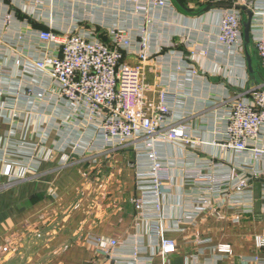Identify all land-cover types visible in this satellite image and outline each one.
<instances>
[{
    "label": "crops",
    "instance_id": "1",
    "mask_svg": "<svg viewBox=\"0 0 264 264\" xmlns=\"http://www.w3.org/2000/svg\"><path fill=\"white\" fill-rule=\"evenodd\" d=\"M207 6L170 0L166 9L140 16L119 0H0V72L6 73L0 79V264L107 263L86 242L100 237L119 241L113 258L121 264L135 256L136 264L264 260L256 244L264 236V160L220 146L231 106L264 81L261 62L253 38L242 51L217 41L224 7ZM251 8L257 36L264 33V0H254ZM112 29L125 30L133 42L125 55L131 65L141 63L139 42H146V97L157 103L160 92L168 93L169 122L194 141L154 143L170 180L159 208L145 207L149 219L136 207L139 166L150 163L148 139L107 144L97 124L34 66L58 53L40 40L42 31L109 41ZM7 164L11 177L3 175ZM23 169L28 177L18 180ZM233 170L252 177V186L242 194L229 190L219 201L188 178ZM152 223L160 224L162 236L151 234ZM162 239L174 242L175 253L162 254ZM219 245H230L233 254L219 253Z\"/></svg>",
    "mask_w": 264,
    "mask_h": 264
},
{
    "label": "built area",
    "instance_id": "2",
    "mask_svg": "<svg viewBox=\"0 0 264 264\" xmlns=\"http://www.w3.org/2000/svg\"><path fill=\"white\" fill-rule=\"evenodd\" d=\"M119 1L127 5L132 13L140 16L148 14L151 9L162 11L170 5V0ZM197 1L210 3L208 0ZM211 3L224 5L217 41L231 50L245 49L244 16L239 7L251 8L252 4L247 5L246 0H213ZM252 11L255 16L253 9ZM39 37L47 47H55L58 53L44 55L36 60V70L50 77L58 87L60 96L69 105L97 124L98 131L107 144L123 147L137 139H148V147L151 149L148 154L150 163L139 166L142 170L138 175L142 189L136 207L141 211L142 217L149 219L148 215H143L145 207L156 205L159 208L161 189L170 180L167 168L156 160L154 143L173 141L188 145L194 144V141L181 127L169 122L173 101L168 93L160 92L157 103L149 102L146 97L148 86L145 83L143 67L148 58L146 42H139L141 63L131 65L126 61L125 55L133 47V42L122 29H112L108 33V43L94 34L85 36L79 32L62 34L47 30L42 31ZM251 38L256 45L264 78V33L253 36L251 27ZM4 75L6 73L1 71L0 79ZM220 146L236 152L249 150L255 159L264 160V81L253 91L250 98H240L231 106L227 117L226 137ZM144 168L147 170L143 171ZM252 173L254 177L261 175L254 171ZM12 174V165L7 164L3 175L11 177ZM188 178L195 184L204 185L205 192L215 200L218 199L217 201L220 197H227L229 190L242 194L253 183L252 177L241 176L234 170L226 175L206 176L196 173ZM199 202L207 204L204 199ZM150 231L159 237L163 233L159 223H152ZM88 243L107 262L97 264H121L113 258L114 251L120 245L118 240L100 237L90 238ZM256 244L259 250H263L264 236H258ZM175 250L173 241L162 239V254L170 255ZM217 250L221 254H233L230 245H219ZM254 261L264 264L259 256H255ZM136 262L135 256L134 262L124 264Z\"/></svg>",
    "mask_w": 264,
    "mask_h": 264
},
{
    "label": "water",
    "instance_id": "3",
    "mask_svg": "<svg viewBox=\"0 0 264 264\" xmlns=\"http://www.w3.org/2000/svg\"><path fill=\"white\" fill-rule=\"evenodd\" d=\"M208 1L210 2V4L206 7V10L218 6V5H214L211 3L213 0H208ZM253 1L254 0H248V3L252 4ZM221 7H224V5H222ZM239 9L246 15V20L243 22V33H244L245 43L248 45L251 43V27H252V19H253L254 13L252 9L248 6H240Z\"/></svg>",
    "mask_w": 264,
    "mask_h": 264
},
{
    "label": "rangeland",
    "instance_id": "4",
    "mask_svg": "<svg viewBox=\"0 0 264 264\" xmlns=\"http://www.w3.org/2000/svg\"><path fill=\"white\" fill-rule=\"evenodd\" d=\"M246 2H247V5H249L248 0H246ZM8 165H11V164H8ZM25 171H26V169L21 170V174L17 177L18 180H25V179H27L28 176H27V173ZM89 240L90 239H88L86 242L88 243Z\"/></svg>",
    "mask_w": 264,
    "mask_h": 264
},
{
    "label": "trees",
    "instance_id": "5",
    "mask_svg": "<svg viewBox=\"0 0 264 264\" xmlns=\"http://www.w3.org/2000/svg\"><path fill=\"white\" fill-rule=\"evenodd\" d=\"M181 3L185 4V0H180ZM210 3H208L207 5H209ZM229 4H231V2H229ZM243 13V12H242ZM243 16H244V13H243ZM103 41V40H102ZM105 43H108V40L106 41H103Z\"/></svg>",
    "mask_w": 264,
    "mask_h": 264
}]
</instances>
